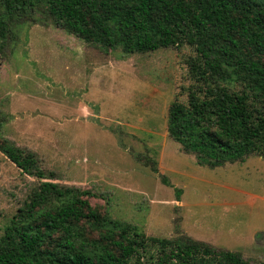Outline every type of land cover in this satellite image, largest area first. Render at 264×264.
Returning <instances> with one entry per match:
<instances>
[{
	"label": "rangeland",
	"instance_id": "1",
	"mask_svg": "<svg viewBox=\"0 0 264 264\" xmlns=\"http://www.w3.org/2000/svg\"><path fill=\"white\" fill-rule=\"evenodd\" d=\"M35 17L0 55V143L33 152L51 182L89 190L91 205L147 237L184 235L264 264V158L209 168L168 135V108L193 84L190 48L105 53ZM37 184L0 152V236Z\"/></svg>",
	"mask_w": 264,
	"mask_h": 264
},
{
	"label": "trees",
	"instance_id": "2",
	"mask_svg": "<svg viewBox=\"0 0 264 264\" xmlns=\"http://www.w3.org/2000/svg\"><path fill=\"white\" fill-rule=\"evenodd\" d=\"M37 13L105 53L190 48L193 84L168 108L169 137L209 168L264 158V0H0L1 56ZM0 152L39 180L3 228L0 264H251L184 235L147 237L91 205L89 190L51 182L33 152L8 141Z\"/></svg>",
	"mask_w": 264,
	"mask_h": 264
}]
</instances>
